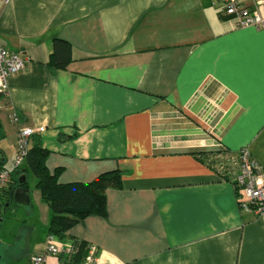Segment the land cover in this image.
I'll return each instance as SVG.
<instances>
[{"label": "crops", "instance_id": "1", "mask_svg": "<svg viewBox=\"0 0 264 264\" xmlns=\"http://www.w3.org/2000/svg\"><path fill=\"white\" fill-rule=\"evenodd\" d=\"M260 1L239 0L264 13ZM219 5L0 0V41L27 59L0 100V165L16 152L13 111L60 183L121 171L105 215L56 237L64 248L49 263L67 259L77 239L96 248L98 264H264V218L240 208L221 172L241 149L264 169V31L236 26ZM55 39L71 47L63 68L50 63ZM32 185L23 206L46 232L35 237L24 219L8 245L24 241L11 252L17 264H30L48 236L50 209Z\"/></svg>", "mask_w": 264, "mask_h": 264}, {"label": "built area", "instance_id": "2", "mask_svg": "<svg viewBox=\"0 0 264 264\" xmlns=\"http://www.w3.org/2000/svg\"><path fill=\"white\" fill-rule=\"evenodd\" d=\"M219 13L235 20L238 27L255 26L264 31V13L258 7H245L239 0H219ZM260 2L264 3V0ZM26 57L21 51H10L0 41V94L8 91V81L12 75L22 71L26 65ZM13 123L18 124L16 132V152L9 166L0 169V196L8 187L13 172L23 165L27 152L31 146L34 129L19 124L15 112L9 115ZM226 163V164H225ZM221 172L227 177L240 192L239 206L241 209L250 210L257 217L264 218V169L249 156L246 149H241L236 156H228ZM234 168L236 169L233 172ZM1 202V201H0ZM1 204V203H0ZM55 236L48 235L44 250L41 253H32L28 260L30 264H72L69 259L49 263L50 257L59 259L63 246L55 241ZM74 242L68 248V254L75 251ZM96 248L89 245L86 254L78 264H98Z\"/></svg>", "mask_w": 264, "mask_h": 264}, {"label": "trees", "instance_id": "3", "mask_svg": "<svg viewBox=\"0 0 264 264\" xmlns=\"http://www.w3.org/2000/svg\"><path fill=\"white\" fill-rule=\"evenodd\" d=\"M71 47L67 41L54 40V52L50 63L63 68L70 60ZM3 95L0 94V100ZM48 151L31 138V146L22 166L16 169L8 187L0 196V201L14 204L13 193L18 186L28 189L25 180L19 183L22 174L30 172L35 178V187L39 190L41 199L49 206L50 218L47 226V234L57 238H63L65 232L90 215H105L107 188L119 187L121 182V171L113 169L105 171L96 176L92 181L81 183H60L56 173L50 172L46 165ZM3 168L0 165V169ZM75 251L68 254L70 263H79L86 254L88 244L73 239Z\"/></svg>", "mask_w": 264, "mask_h": 264}, {"label": "rangeland", "instance_id": "4", "mask_svg": "<svg viewBox=\"0 0 264 264\" xmlns=\"http://www.w3.org/2000/svg\"><path fill=\"white\" fill-rule=\"evenodd\" d=\"M27 181L29 186L33 188L34 186L32 183L34 181V176L32 173H29ZM33 209H35L34 212L31 211V209H27L23 205H11L6 215H3L4 218L0 224V264H17L12 259L13 257L11 252L17 255L20 254L21 251H25V245L23 244L24 241L21 242L22 245H20V247H16L14 250H12V247L8 246L18 227L24 223V219L26 221L28 220V223L33 224L35 227V237H44L46 227L41 222L40 216H38V212L34 206ZM23 261L27 263L26 257H24L20 262Z\"/></svg>", "mask_w": 264, "mask_h": 264}, {"label": "water", "instance_id": "5", "mask_svg": "<svg viewBox=\"0 0 264 264\" xmlns=\"http://www.w3.org/2000/svg\"><path fill=\"white\" fill-rule=\"evenodd\" d=\"M25 181V176L22 175L19 178V183H22ZM13 202L19 205H29L30 203V198H29V193L28 189L22 186H18L13 193ZM8 204V203H6ZM2 211H1V204H0V220H2Z\"/></svg>", "mask_w": 264, "mask_h": 264}, {"label": "flooded vegetation", "instance_id": "6", "mask_svg": "<svg viewBox=\"0 0 264 264\" xmlns=\"http://www.w3.org/2000/svg\"><path fill=\"white\" fill-rule=\"evenodd\" d=\"M10 206L8 204H6V202L1 201V211H2V215H6V213L9 211ZM4 218V216H2V219Z\"/></svg>", "mask_w": 264, "mask_h": 264}]
</instances>
